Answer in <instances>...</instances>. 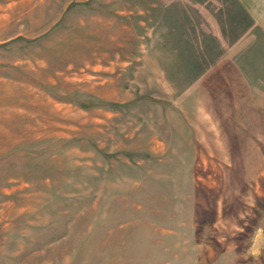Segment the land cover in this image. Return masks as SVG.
Instances as JSON below:
<instances>
[{"label":"rangeland","instance_id":"rangeland-1","mask_svg":"<svg viewBox=\"0 0 264 264\" xmlns=\"http://www.w3.org/2000/svg\"><path fill=\"white\" fill-rule=\"evenodd\" d=\"M249 25L236 0H0V264H264Z\"/></svg>","mask_w":264,"mask_h":264},{"label":"crops","instance_id":"crops-1","mask_svg":"<svg viewBox=\"0 0 264 264\" xmlns=\"http://www.w3.org/2000/svg\"><path fill=\"white\" fill-rule=\"evenodd\" d=\"M236 1H238L242 11H244L248 20L250 21L249 26H251L252 29L248 30V32H252L254 31V29H256L255 30L256 33L263 37V40L262 39L260 40L264 42V0H236ZM260 40L258 39V45L260 44V46L257 47V50H259L258 48L260 49L262 48L264 50V43L260 42ZM257 64L260 65L262 63L259 61L257 62ZM252 78L253 77L249 76L245 71L242 72V81L250 82L252 81ZM256 79L257 81H261L262 79H264L261 77L260 70H258ZM256 95L258 96V99L256 103V110H255L256 118L255 119H256V126L259 129L261 126L260 123L264 125V116H262V113L264 115V109H262L264 105V100L261 99L263 95V91H260V89H257ZM251 112H252V109H251Z\"/></svg>","mask_w":264,"mask_h":264}]
</instances>
